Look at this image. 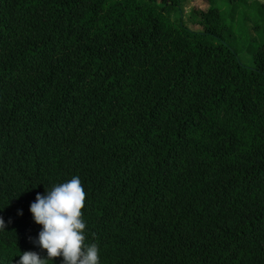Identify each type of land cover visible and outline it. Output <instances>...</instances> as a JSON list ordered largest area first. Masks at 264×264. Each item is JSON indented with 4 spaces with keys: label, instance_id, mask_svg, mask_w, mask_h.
<instances>
[{
    "label": "trees",
    "instance_id": "1",
    "mask_svg": "<svg viewBox=\"0 0 264 264\" xmlns=\"http://www.w3.org/2000/svg\"><path fill=\"white\" fill-rule=\"evenodd\" d=\"M182 1L0 0V264L73 175L99 264H264V0Z\"/></svg>",
    "mask_w": 264,
    "mask_h": 264
},
{
    "label": "clouds",
    "instance_id": "2",
    "mask_svg": "<svg viewBox=\"0 0 264 264\" xmlns=\"http://www.w3.org/2000/svg\"><path fill=\"white\" fill-rule=\"evenodd\" d=\"M84 201L85 192L76 175L53 184L43 194L37 192L29 212L40 229L29 239L40 251L20 252L15 264H47L56 257L61 258L60 264H99L97 244L87 243L85 238L86 223L81 211ZM17 215H22L21 209ZM5 227V220L0 217V230Z\"/></svg>",
    "mask_w": 264,
    "mask_h": 264
},
{
    "label": "rangeland",
    "instance_id": "3",
    "mask_svg": "<svg viewBox=\"0 0 264 264\" xmlns=\"http://www.w3.org/2000/svg\"><path fill=\"white\" fill-rule=\"evenodd\" d=\"M262 1V0H260ZM198 8H206L207 4L204 0H183L182 5H181V15L183 19H186L189 16L190 10L194 7ZM174 15H172V18ZM185 24L192 30H200V26L192 24L188 21H185ZM248 26V24H247ZM250 33L252 34L251 29L249 30ZM242 62H244L246 65L250 64V57L247 53L243 52L240 56Z\"/></svg>",
    "mask_w": 264,
    "mask_h": 264
}]
</instances>
